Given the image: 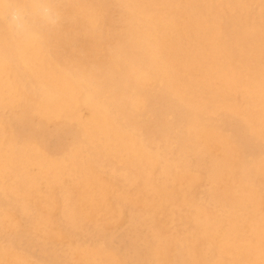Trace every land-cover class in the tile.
Wrapping results in <instances>:
<instances>
[{
  "label": "bare ground",
  "instance_id": "6f19581e",
  "mask_svg": "<svg viewBox=\"0 0 264 264\" xmlns=\"http://www.w3.org/2000/svg\"><path fill=\"white\" fill-rule=\"evenodd\" d=\"M132 1L144 17L145 26L143 30L137 28L139 36L135 42L144 60L140 63L143 69L134 74V84L139 90L134 97L132 89L125 93L134 108H144L148 104L147 91L156 82L159 89L167 93L165 95L178 98L183 114H175L179 117L177 121L167 125L161 136L166 140H162L163 144L160 141L149 144L110 111L113 105L99 97L95 80L74 78L73 82L68 80L58 85L42 73L43 93L40 99H30L23 87H17L15 75L21 62L28 63L37 58L35 49L43 45L42 36L36 31V35L28 40L15 36L21 55L0 54L2 99L11 105L19 104L21 113L30 111L60 126L65 124L63 119L66 118L68 124L78 130L74 138L76 146L67 158H48L38 150L41 147L37 142L28 140L22 145L18 153L31 154L36 171L34 174L29 171L31 175L27 173L26 195L35 198L44 194L48 205L52 206L51 194L55 185L64 183L66 175H72L80 187L75 193L69 186L61 185L63 212L70 219L69 224L83 226L82 220L89 218V210H101L98 207L112 192V184L102 178L101 169L107 168L116 158L122 159L126 166L125 176L140 183L135 192L124 191L122 197L119 195L124 201L132 198L133 203L139 202L138 205L153 216L165 210L181 214L183 206L191 210L188 219L193 224L174 233L162 236L160 226L156 223L149 226V234L155 242L148 240L141 255L145 254L148 264H171L170 259L177 264H264V146H261L264 142V32L244 51L235 38L227 36L220 18L210 22L204 17V6H209L205 0ZM252 1L259 5L256 13L263 14L264 0H245V7ZM11 6L16 5L5 0L0 8L5 12ZM97 17L96 14L93 16L92 25L97 24ZM206 51H212V59L217 61L206 65L194 54ZM218 66L241 70V80L237 81L236 76L228 78L227 70L219 73ZM254 73L260 82L252 86V92L248 87L245 93H239L241 103H235L236 90L250 84ZM213 85L217 88L205 92ZM232 96L234 100H231ZM117 103L120 113L126 104ZM83 111L87 112L82 114ZM224 118L232 122L228 128L235 132L238 131L235 124L241 122V135L246 140L253 137L262 147L261 151L247 153L238 134L233 137L222 134ZM111 131L113 135L108 138ZM135 137L140 139L137 141ZM172 142L179 150L173 159H169L167 148ZM188 151L199 154L195 165L204 171L189 172ZM146 154L152 159L149 166L142 164ZM207 155L210 162L205 159ZM14 159L12 155L7 161L13 163ZM114 170L110 169L111 172ZM198 179L210 184L209 198L207 196L205 201L186 192V186L192 187ZM151 191L154 192L153 199H147ZM170 200L173 203L169 206L171 209L167 208ZM24 206L28 208V204ZM54 217L34 215L35 219L25 227L26 234L32 237L38 225L52 227L49 234L52 258L37 264H128L127 258L116 248L104 245L90 248L84 244L80 263L70 259L68 251L57 247V239L63 233L55 226ZM138 222L139 219L134 220L135 226ZM11 225H15L11 215L0 220V228ZM26 263L25 260L23 264ZM8 264L20 263L13 258Z\"/></svg>",
  "mask_w": 264,
  "mask_h": 264
},
{
  "label": "rangeland",
  "instance_id": "374dc122",
  "mask_svg": "<svg viewBox=\"0 0 264 264\" xmlns=\"http://www.w3.org/2000/svg\"><path fill=\"white\" fill-rule=\"evenodd\" d=\"M8 1L15 5L24 3V0ZM164 2L171 3L167 0ZM205 2H208L209 6L206 4V7L204 6V17L210 22H216L220 18L227 36L235 38L241 49L248 50L253 41L259 38L260 33L264 32V12L257 14L259 5L253 1L248 7H245V0H205ZM54 6L61 13V23L55 27H47L38 21L33 22L34 30L42 36L43 45L35 49L38 56L34 61L28 62L29 64L24 62L19 64L15 75L17 87H23L28 97L36 100L40 99L44 89L42 73H46L50 81L58 85L67 83L68 80L73 82L74 78L84 81L95 80L100 91L99 97H103L113 105L110 106V111L115 112L121 123H126L128 128L135 130L137 136H141L140 138L146 143L153 144L160 141L163 144L166 140L161 136L165 133V128L171 122L175 123L179 118L177 116L179 114L181 116L184 109L179 105L176 96L165 95L167 93L160 90V85L156 82L152 83L149 87L151 90L147 91L148 104L144 105V108L141 106L134 108L129 101L128 93H125L126 90L132 89L130 91L134 97L139 90L134 84L136 81L134 74L143 69L140 63L144 60L139 45L135 43L139 36L138 29L143 30L145 26L142 22L144 17L135 9L133 1L54 0ZM95 14L98 15V22L92 25L91 21ZM78 20L79 24H77ZM80 38L82 42L78 41ZM16 43L18 44L17 38L8 28L7 11L4 12L0 8V54L20 56L22 50ZM194 54L206 65L217 61L212 59L214 56L212 51L194 52ZM217 69L219 73L227 70L228 78L236 76L237 81L241 80L239 69L228 67L222 69V66H218ZM249 81L250 84L236 90L238 96L235 103H241L239 93H245L248 87L252 92V86H257L260 79L254 73ZM216 88L217 85H213V88L206 89L205 92ZM234 99L235 97L232 96L231 100ZM0 101H3L0 103V220L5 215L15 218V225L0 228V264H8L13 258L20 264L25 260L26 264H37L52 258L51 238H49L51 226L38 225L33 237L25 232L27 224L35 219L34 215L37 217L55 215V226L63 233L57 239V247L68 251L69 255H72L69 258L78 263H80L81 247L85 244L90 248L96 245L116 248L119 254L127 258L128 264H148L145 254L141 255L148 246L146 243L155 242L154 237L149 234V226L156 223L161 227L160 233L163 236L193 224L188 219L191 216L189 207L183 206L181 214L178 212L171 214L165 210L153 216L146 208L138 205L139 202L133 203L135 201L132 198L124 201L121 198L123 192H135L140 187V183L134 178L125 176L126 166L122 163L124 160L117 158L107 168L101 169L102 178L112 184V192L106 202L98 207L101 210L90 209L89 218L82 220L83 226L76 227L69 224L70 219L63 212L61 185H67L77 193L80 184H77L72 175H66L64 183L56 184L54 187L51 194L54 199L52 206L48 205V199L44 194L35 198L26 195L24 189L29 183L27 173L36 172L32 163L34 157L31 154L18 152L29 140L39 143L41 148L38 150L48 158H67L76 146L74 138L78 133L77 128L70 126L66 118L63 119L65 124L60 126L53 120L42 119L36 113L30 111L21 113L19 104L11 105L1 96ZM116 103L126 104V107L118 113ZM83 112L82 114H85L87 111ZM223 121L225 126H222V134H229L232 137L238 134L239 141L244 145L247 153L257 154L261 151L264 142L260 146L253 137H249L251 140H246L240 133L243 129L241 122L238 121L236 126L234 125L238 129L235 132L228 128L232 123L228 118H224ZM112 135L111 131L107 137ZM168 147V158L173 159L179 149L173 142L169 143ZM12 155L15 159L13 163H9L7 158ZM186 156L190 159L187 163L190 166L189 172L203 169L195 165L200 158L198 153L188 151ZM209 157L207 155L204 158L210 162ZM151 162L152 159L148 154L143 156L142 164L148 165ZM112 168H115L113 172L110 171ZM194 181L192 187L186 186V192L199 201H205L207 196L209 198L207 195L209 182L204 179ZM149 194L147 199H153L154 192L151 191ZM24 204L26 207L28 204V208H25ZM169 206H173L171 200L167 204V208L171 209ZM112 209L114 210L110 211ZM137 219L140 223L135 226L134 220ZM170 260L171 264H177L173 259Z\"/></svg>",
  "mask_w": 264,
  "mask_h": 264
},
{
  "label": "clouds",
  "instance_id": "9594fccd",
  "mask_svg": "<svg viewBox=\"0 0 264 264\" xmlns=\"http://www.w3.org/2000/svg\"><path fill=\"white\" fill-rule=\"evenodd\" d=\"M5 0H0V7ZM61 13L54 6V0H24L23 4L7 9V24L13 35L28 40L36 35L33 22L38 21L47 27L61 23Z\"/></svg>",
  "mask_w": 264,
  "mask_h": 264
}]
</instances>
